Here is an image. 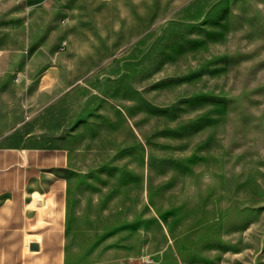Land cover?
Instances as JSON below:
<instances>
[{
	"label": "rangeland",
	"instance_id": "rangeland-1",
	"mask_svg": "<svg viewBox=\"0 0 264 264\" xmlns=\"http://www.w3.org/2000/svg\"><path fill=\"white\" fill-rule=\"evenodd\" d=\"M59 1L71 0L30 10L51 15ZM72 1L67 46L60 31L28 38L29 8L0 0V153L60 136L71 181L65 230L28 231L11 254L264 264V0ZM48 57L77 66L60 72L55 101L24 85L27 64Z\"/></svg>",
	"mask_w": 264,
	"mask_h": 264
},
{
	"label": "crops",
	"instance_id": "crops-1",
	"mask_svg": "<svg viewBox=\"0 0 264 264\" xmlns=\"http://www.w3.org/2000/svg\"><path fill=\"white\" fill-rule=\"evenodd\" d=\"M21 1L22 5L29 8L28 15L22 21L28 38H53L54 33L60 31L64 38L63 43L67 46L69 40L76 38L79 26L76 24L72 0L59 1L54 14L51 15L30 10L35 0ZM47 5L43 4L41 9ZM16 29L15 27L13 30ZM61 48V51L54 55L56 59L63 61L67 52H63L65 48ZM34 50L36 53L52 55L43 47L30 49V54L34 53ZM75 67V64L67 62L50 63L49 57L42 64L29 63L26 72L31 79L24 85L42 87V93L47 94L50 101H55L58 95L57 86L68 82L59 77L60 72H68ZM49 138L43 147H15L9 149L11 153H0V264L19 262L15 253L11 254L10 247L12 245L15 248L18 241L25 247L28 231L65 230L66 199L71 192L70 177L66 173L70 159L68 149L57 144L62 141L61 137L51 135ZM31 238L29 243L40 242L38 238ZM4 241L8 242V246ZM33 258L37 256L25 254L19 263L27 264Z\"/></svg>",
	"mask_w": 264,
	"mask_h": 264
},
{
	"label": "water",
	"instance_id": "water-1",
	"mask_svg": "<svg viewBox=\"0 0 264 264\" xmlns=\"http://www.w3.org/2000/svg\"><path fill=\"white\" fill-rule=\"evenodd\" d=\"M29 249L31 251H39L40 250V243L38 241H31L29 243Z\"/></svg>",
	"mask_w": 264,
	"mask_h": 264
}]
</instances>
